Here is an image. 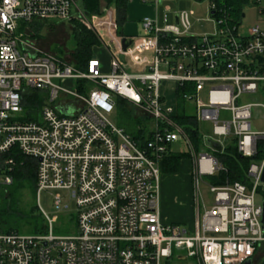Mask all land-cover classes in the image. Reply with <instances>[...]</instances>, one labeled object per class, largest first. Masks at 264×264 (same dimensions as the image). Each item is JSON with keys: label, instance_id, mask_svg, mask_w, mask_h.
<instances>
[{"label": "built area", "instance_id": "1", "mask_svg": "<svg viewBox=\"0 0 264 264\" xmlns=\"http://www.w3.org/2000/svg\"><path fill=\"white\" fill-rule=\"evenodd\" d=\"M78 2L0 0V264H244L253 259L264 245L259 192L264 190V30L254 26L241 32L242 20L222 18L215 33L194 35V12L184 10L177 13L178 23H169L167 14L164 25L157 15L147 16L142 35L125 38L118 34L114 7L90 17ZM152 2L159 7L163 0ZM250 3L264 13V0ZM109 14L111 24L98 22ZM73 19L98 34L109 71L99 53L83 71L28 37L32 24ZM80 79L91 82L87 93L75 86ZM169 82L185 88L183 98L195 107L199 126L212 124L203 136L206 147L211 148L207 138L224 148V139L236 137L243 156L261 155L249 168L250 186L210 184L207 202L202 198L205 177L224 166L213 154H200L186 125L178 122ZM32 91L46 95L36 120L30 116ZM255 97L259 100L249 101ZM119 98L152 121L150 138L139 142L109 119ZM176 143L195 162L190 228L161 216L162 162ZM18 156L36 162L38 197L44 190L67 192L54 195L57 214L40 207L50 233L3 229L2 198L14 182ZM59 214H68L77 231L54 235Z\"/></svg>", "mask_w": 264, "mask_h": 264}, {"label": "trees", "instance_id": "2", "mask_svg": "<svg viewBox=\"0 0 264 264\" xmlns=\"http://www.w3.org/2000/svg\"><path fill=\"white\" fill-rule=\"evenodd\" d=\"M84 12L90 16H103L107 8L114 7L116 12V21L118 24V32L122 34V27L128 22V4L129 0H80ZM201 2L203 0H196ZM211 14L215 20L227 18L239 23L244 18V9L250 3V0H210ZM72 32L77 41L76 48L72 54L71 62L77 69L87 71L89 61L96 55V48L101 45V39L98 34L86 27L78 20L71 22ZM45 23H35L31 25L35 34L32 37H39L40 30ZM75 86L80 92L87 93L92 84L86 79H80ZM185 92L184 87H178V115L177 120L183 125L192 139L197 150H201L203 137L200 133L199 123L195 119V115L188 114L187 102L183 98ZM46 95L41 92L32 91L29 95L31 118L37 119L39 108L45 102ZM118 110L124 115V120L120 121L127 133L131 134L134 139L139 142H144L146 138H150L151 134L147 127H142V120L148 119L145 115H135L138 108L129 101L119 98ZM224 143L222 151L212 150V154L224 166V169L218 171L215 175L205 177V180L211 185L221 186L227 183L240 182L251 185L249 176V168L251 164L261 155L255 157H245L238 150L237 138L232 137ZM187 153L168 154L162 162V170L166 173H176L179 170L180 162L183 158H188ZM18 166L14 171V182L6 188L2 198L1 216L3 229L5 231L21 232L25 230L24 226H29L28 231L31 234H39L44 232L43 227L39 226L38 217L34 214V208L28 212L24 208L25 192L29 190L31 194L37 193V178H36V162L25 156H18ZM22 162V164H21ZM259 192L264 196V190L259 188Z\"/></svg>", "mask_w": 264, "mask_h": 264}, {"label": "rangeland", "instance_id": "3", "mask_svg": "<svg viewBox=\"0 0 264 264\" xmlns=\"http://www.w3.org/2000/svg\"><path fill=\"white\" fill-rule=\"evenodd\" d=\"M79 5L82 6V2L78 0ZM171 7V11L167 13L166 8ZM193 11L194 15L191 17V30L190 33L194 35H204V34H213L217 30V22L215 18L212 17L211 14V2L210 0H203L201 2H198L196 0H164L163 3L159 7L158 11V17L159 22L161 25H164V18L165 15H168V21L169 23H172L174 21V12L175 11ZM245 17L242 19V23L240 25V31L245 32L247 28L254 27V26H260L264 30V13L260 14L258 8L255 7L254 4H249L244 9ZM76 19H73L71 22H73ZM68 21H60V20H51L48 24L43 25V27L40 30V36L39 37H32L35 34L34 29H31L28 31V37L29 39L34 42L41 50L46 52H51L54 54H58L60 57H67L69 61H72V54L76 48L77 41L75 39V36L72 32V24ZM103 45V42L101 41V47ZM98 47V48H99ZM100 49V48H99ZM97 51V49H96ZM102 62L105 61V63L109 64V55L105 53L103 50L98 52ZM67 86L71 89H73L74 84L72 81L67 83ZM81 94H84L83 92H80ZM205 99H207V93L204 94ZM257 101L258 98H253L249 101ZM135 115H142V112L138 109L135 110ZM258 111V110H257ZM195 112V107L193 104L187 105V113L193 114ZM256 112V110H255ZM257 114V113H256ZM223 115H227V113L223 112ZM109 119L115 123L116 125L124 128L120 125V121L124 120V115L121 113V111L118 110L116 107L115 110L108 115ZM261 119L256 120V126L261 127L260 123ZM142 127H147L148 129L151 128L152 121L148 119L142 120ZM200 133L202 137L207 133H211L212 124L210 122H201L200 123ZM125 129V128H124ZM223 142L226 144L228 142L227 139H224ZM204 144V140H203ZM173 152L174 153H181L180 151V144L176 143L173 145ZM210 153L212 154V148H208L205 146V144L202 146L200 150L201 153ZM189 154L188 158H183L180 162V167L178 172L176 173H168L162 172V179L163 176H167L168 178H171L170 183L168 184L167 189V195H166V206L168 211L173 215L172 220L169 221V223H179L183 225L184 227H192L195 222V192H194V185H193V179H194V171H195V162L194 157ZM189 159L190 160V179L192 183V197H189V193L187 190V165L183 169L182 161ZM182 170V171H181ZM184 170V171H183ZM178 173V174H177ZM177 174V175H175ZM165 176V177H166ZM210 183L206 180L200 185V192L202 194V198L207 202L208 200V189H209ZM61 193L63 196L67 195L66 191H56V190H44L40 193L39 197L37 193L31 194L29 190L25 192L24 199V208L31 212L34 208V214L39 218L38 223L41 228L43 227V230L46 228V232L44 233H50L51 228L47 221L44 220L43 216L41 215V208L48 213L49 215L57 214L56 207L54 204V195L56 193ZM263 200L261 196L258 197V201ZM69 203L71 209H75V205L73 201H66ZM194 206V207H193ZM41 207V208H40ZM177 214H181L186 220H175ZM25 230L21 231V233L25 234H31V232L28 231L29 226H24ZM77 231V227L75 222L71 221L69 218V215L66 214H59V219L57 222L53 224L52 227V233L54 235H70Z\"/></svg>", "mask_w": 264, "mask_h": 264}, {"label": "crops", "instance_id": "4", "mask_svg": "<svg viewBox=\"0 0 264 264\" xmlns=\"http://www.w3.org/2000/svg\"><path fill=\"white\" fill-rule=\"evenodd\" d=\"M159 7H156L153 4L152 0H150L149 2H145V0H129L128 22H126L124 24V26L122 27V34L120 35L119 32H118V34L120 36L125 37V38H132L135 36L142 35L143 30H142L141 21L143 20V18H145L147 16L148 17H155L157 15V17H158ZM170 9H171V7H170ZM178 12L179 11L174 12L175 16H174V21L172 23H176V19H178V15H177ZM110 14H109L108 18L100 19L98 22L99 23L106 22V24H108V23L111 24L112 22H111V15ZM158 20H159V17H158ZM99 48L98 47L96 48L97 49L96 54H97L98 50L102 51V48L101 47H99ZM104 63H105V61H104ZM105 65H106L105 71H109L108 63L107 64L105 63ZM68 82H70V81H68ZM166 89H167V93H168V97H169V103L173 104V103L178 102L177 89H176L175 84L173 82H169L166 85ZM186 165L188 166L187 167V175H186V178H187L186 183L188 184L187 190H188V193L190 194L189 197H192V183H191L190 172H189L190 171V160L189 159L183 160L181 167L184 169ZM178 173H180V172H178ZM166 174H168V173H166ZM177 174H175V175H177ZM165 176H163L162 186H161V216H162V219L164 222H169L170 220H172L173 215L168 211L165 200H166V195H167L168 184L170 183L171 178H168L167 176L166 177ZM175 220L180 221V220H186V219L181 214H177ZM252 264H264V245L261 248L257 249L255 256L252 259Z\"/></svg>", "mask_w": 264, "mask_h": 264}, {"label": "water", "instance_id": "5", "mask_svg": "<svg viewBox=\"0 0 264 264\" xmlns=\"http://www.w3.org/2000/svg\"><path fill=\"white\" fill-rule=\"evenodd\" d=\"M243 16H245V14ZM178 22H179L178 19H176V23H178ZM123 44H124V48H127L128 44L126 43L125 39L123 40ZM59 109L63 113H69L63 108H59ZM206 144L216 151L220 152L223 150V145L221 144V142L218 140H215L213 138H207ZM262 182L264 183V173L262 176ZM263 223H264V216H263ZM244 264H252V259L247 260Z\"/></svg>", "mask_w": 264, "mask_h": 264}]
</instances>
